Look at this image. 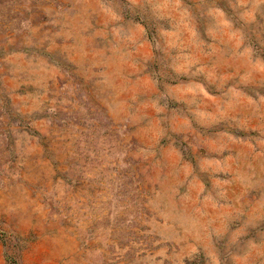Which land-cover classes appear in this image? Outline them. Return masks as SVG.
<instances>
[{
    "label": "rangeland",
    "instance_id": "obj_1",
    "mask_svg": "<svg viewBox=\"0 0 264 264\" xmlns=\"http://www.w3.org/2000/svg\"><path fill=\"white\" fill-rule=\"evenodd\" d=\"M0 264H264V0H0Z\"/></svg>",
    "mask_w": 264,
    "mask_h": 264
}]
</instances>
